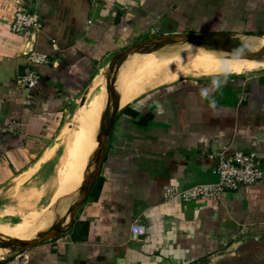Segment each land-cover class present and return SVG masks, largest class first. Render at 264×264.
<instances>
[{"label":"crops","instance_id":"obj_1","mask_svg":"<svg viewBox=\"0 0 264 264\" xmlns=\"http://www.w3.org/2000/svg\"><path fill=\"white\" fill-rule=\"evenodd\" d=\"M13 4L37 11L43 30L14 33L8 17ZM186 32L263 34L264 0H0V187L22 171L19 176L28 172L30 177L49 161L50 142L71 114H78L79 122L86 91L119 51L152 36ZM30 42L53 61L38 67L36 87L19 88L16 80L28 64ZM151 88L119 105L100 169L71 228L24 250L31 263L188 264L236 258L264 264V180L226 191L218 200H168L163 193L167 185L216 183L219 152L256 150L264 167V72ZM74 118L66 140L69 165L56 175L50 210L63 209L64 200L77 195L60 194L75 149L69 143L76 138ZM13 121L19 128L5 130ZM90 159L94 168L96 158ZM85 165L84 176L90 172ZM137 220L146 224L143 235L131 231ZM70 222L71 214L67 227ZM246 235L250 238L236 255L214 261Z\"/></svg>","mask_w":264,"mask_h":264},{"label":"bare ground","instance_id":"obj_2","mask_svg":"<svg viewBox=\"0 0 264 264\" xmlns=\"http://www.w3.org/2000/svg\"><path fill=\"white\" fill-rule=\"evenodd\" d=\"M234 37L237 41L232 46V51L220 47L210 48L199 46L184 41L174 43L176 49L180 50V53H177V50L174 51L166 47L168 44L166 41L159 44L150 41L146 44L145 50L131 52L124 59L115 78V81H117L115 82V88L120 100L119 105H124L134 100L145 90L157 84L175 80L179 76H184L185 74L201 77L216 74L232 75L244 70H264V53L256 58H249L246 55H242L264 47V33ZM151 49L154 51L148 52V50ZM107 78L108 77L105 79L107 80ZM105 84V87L104 84H102L104 90L98 96V101L94 104V108H88L87 110L81 109V111H79L81 112L79 122H77L78 114L74 118L76 142L74 141L75 143L73 145L70 143L72 147L75 148L70 149L72 151L70 160L71 170L60 190L61 195L77 193L70 202V210L80 199L81 191L84 188L83 185L87 182V178L93 174L96 168L95 165L89 176L83 175L84 164L88 162L90 158H97V150L100 146L98 140L100 125L103 118L107 116L109 109L112 107L107 82H105ZM94 86L96 85L89 86L86 91V96L94 92L96 89ZM78 147L81 148L80 151L79 149L76 150ZM85 185H87V183ZM68 210L58 207L50 210L48 214L43 212L45 215L42 214V217H38L39 222L37 224H39V227L37 229L30 226L28 222L23 221L17 224L14 222L15 225L11 224L4 226L0 229V238L5 242L14 240L36 242L45 234L51 233L48 232L43 234L46 230V226H54V228H58L59 231L64 230L70 220V212ZM32 219L36 220L35 216ZM13 247L15 246H12V248ZM8 248H11V246L5 247L0 245V258L8 253ZM10 255L11 254L8 256Z\"/></svg>","mask_w":264,"mask_h":264},{"label":"built area","instance_id":"obj_3","mask_svg":"<svg viewBox=\"0 0 264 264\" xmlns=\"http://www.w3.org/2000/svg\"><path fill=\"white\" fill-rule=\"evenodd\" d=\"M9 26L11 30L20 35L27 36L31 32H41L44 24L40 14L26 5H8ZM54 49H58L53 43ZM27 65L18 75L16 83L19 88H34L39 84L38 67L53 61L52 57L43 51L33 47L25 52ZM20 123L11 122L5 130H17ZM218 163L215 169L218 175L216 183L196 184L184 189H177L167 185L163 189L166 199H181L191 201L195 199L218 200L224 192L237 190L242 186L251 185L264 180L263 162L256 150L233 149L229 153L219 152ZM134 235H143L146 232V224L135 221L131 226ZM0 264H33L30 262L26 252H19L0 260Z\"/></svg>","mask_w":264,"mask_h":264},{"label":"rangeland","instance_id":"obj_4","mask_svg":"<svg viewBox=\"0 0 264 264\" xmlns=\"http://www.w3.org/2000/svg\"><path fill=\"white\" fill-rule=\"evenodd\" d=\"M166 43H168L166 47L174 51L177 50L176 47L174 46V43L171 44L168 41H166ZM122 51L124 50H121L119 52H122ZM151 51H154V50L153 49L148 50V52H151ZM176 52L180 53V50L178 49ZM116 60L117 59L114 56L113 58L110 59L108 64L103 65L102 69H104V71L100 73L97 81L95 82L93 81L91 83V85H96L94 86V88L96 89L94 90V92H91L89 95H87L88 97L86 96V94H85V97H83V99L85 98L84 101H87L86 102L87 106L85 107V110H87L88 108L90 109L94 108V104H96V101H98L97 100L98 96L104 90L102 84H104V87L106 85L105 82H107V80L105 78L108 77L107 79L109 80V82L110 81L112 82V79L114 78V73H115L114 71H116V67H117ZM112 65H115V66H112ZM243 72L245 73V72H252V71L244 70L239 73H243ZM219 76H224V74H216V75L201 76V77H204V79H208V78H215ZM196 78H200V77L192 75V74H185L184 76L183 75L179 76L175 80L164 82L162 84H157L153 88L164 86V85H169L173 82H176L182 79H196ZM108 89H109V96L111 98V104H112L113 102L112 93H111L110 88ZM78 105L75 107V111L78 108ZM73 118H74V114H71V118L67 120V123L63 124V126L59 128L56 136L50 142L49 144L50 148H53L54 151H53V155L49 158V161L41 164V166H39L35 170V172L32 175H30V177L26 175V173L28 172H25V174H22L19 176V174L24 172L22 171L18 174H15L13 178H11L6 184L0 187V222L6 223V225H11V224L15 225L19 223L18 220L20 219V221H23V222L29 223L30 221V226H32L34 229H37L39 227L38 226L39 224H37L39 222L38 217H42V215L40 214H42L43 212L47 213V211H49L51 207L53 206V199H54L55 192L57 190V183L55 182L56 175L58 177L59 174H62L69 165L70 153H68V144L66 145V140L68 138V133L71 131L70 127H72L71 123H72ZM64 128L68 130L67 133H63V131L65 132ZM74 141L76 142V139ZM70 142L72 143V141H69V143ZM75 142H73L72 145ZM65 146H66V155L64 154ZM80 147H78L79 151L81 150ZM64 156L65 158L62 161L61 159ZM86 165L88 166L87 167L88 171H90L88 174L89 176L93 170L94 162H92L90 159L88 162H86ZM83 187H82L83 189L85 190L87 189V185L84 184ZM71 200H72L71 198H67L64 200L63 205L65 209L69 208V203L71 202ZM77 211L78 210H76V212ZM76 212H75V215H76ZM33 213L37 214V216H35L36 220L30 218L31 214ZM37 218H38V221H37ZM45 229H47V226ZM54 230L59 231L58 228H53L52 226H50L49 232H53ZM20 249L21 247H16L15 249H12L10 254H14L15 252L19 253L18 250ZM6 256H4V258ZM251 262H252L251 264H254L253 260H251ZM195 264H243V262L242 260L233 258V259H224V261H221L218 263L217 262L213 263L211 260L210 261L207 260V261L197 262Z\"/></svg>","mask_w":264,"mask_h":264},{"label":"water","instance_id":"obj_5","mask_svg":"<svg viewBox=\"0 0 264 264\" xmlns=\"http://www.w3.org/2000/svg\"><path fill=\"white\" fill-rule=\"evenodd\" d=\"M150 41L155 42L156 44H159L161 42L164 41H170V43H178V42H190L199 46H204V47H210V48H226L232 51V46L236 43L237 39L226 32H207V33H202V32H186V33H175V34H168V35H158V36H152L149 37L147 39H144L140 42L134 43L133 45L129 46L127 49H125L122 52H118L115 57L117 59V67H116V71L114 73V78L112 79V82L107 79V86L108 88H110L111 93H112V107L111 109H109V113L107 114V116L105 118H103L101 125H100V131H99V135H98V140L100 142V146L97 150V158H96V168L93 172L92 175H90L86 180L87 182V189H83L81 191V196L80 199L78 200V202H76L70 211L71 214V223L69 224V226L67 228H65L64 230L61 231H53L49 234H45L41 239H39L36 242H29V241H23V240H14L11 242H5L0 238V245L1 246H5V247H12L15 246L11 249H15L16 246L17 247H21L20 250H18V252H22L26 249H29L41 242H44L46 240H50L53 239L55 237H57L58 235H60L61 233L67 232L75 219V212L76 210L79 209V207L83 204V202L86 200L87 195L89 193L91 184L93 182V179L97 176L98 171L100 169L101 163H102V159H103V153L105 150V145H106V141L107 138L111 132L112 126L114 124V120L119 108V104H120V100L119 97L117 95L116 92V88H115V78H116V74L121 66V64L123 63L124 59L131 53V52H135V51H142L145 50L146 48V44L149 43ZM31 46H28L25 49V52H28L32 47H33V43L30 42ZM264 53V47L260 48L259 50L253 51V52H249L247 54H242V55H246L249 58H256L258 56H260L261 54ZM255 72H264V70H258ZM110 84V85H109ZM85 183V184H86ZM248 238H250V236L246 235L243 236L240 240H237L235 242H233L224 253H221L219 255H217L216 257H214V261L215 260H219L223 257L226 256H233L237 254V248L239 247V245L247 240ZM17 253V252H15ZM14 253V254H15ZM12 255V254H11Z\"/></svg>","mask_w":264,"mask_h":264},{"label":"trees","instance_id":"obj_6","mask_svg":"<svg viewBox=\"0 0 264 264\" xmlns=\"http://www.w3.org/2000/svg\"><path fill=\"white\" fill-rule=\"evenodd\" d=\"M195 263V262H194ZM194 263H188V264H194Z\"/></svg>","mask_w":264,"mask_h":264}]
</instances>
